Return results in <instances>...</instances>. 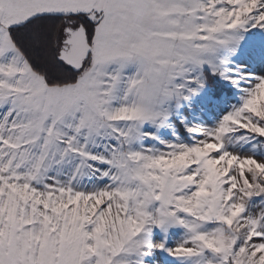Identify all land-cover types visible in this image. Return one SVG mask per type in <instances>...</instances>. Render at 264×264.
I'll return each mask as SVG.
<instances>
[{
	"label": "snow or ice",
	"instance_id": "1",
	"mask_svg": "<svg viewBox=\"0 0 264 264\" xmlns=\"http://www.w3.org/2000/svg\"><path fill=\"white\" fill-rule=\"evenodd\" d=\"M0 264H264V0H0Z\"/></svg>",
	"mask_w": 264,
	"mask_h": 264
}]
</instances>
